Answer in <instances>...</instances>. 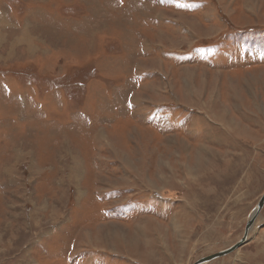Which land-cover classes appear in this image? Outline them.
Segmentation results:
<instances>
[{
	"label": "rangeland",
	"instance_id": "374dc122",
	"mask_svg": "<svg viewBox=\"0 0 264 264\" xmlns=\"http://www.w3.org/2000/svg\"><path fill=\"white\" fill-rule=\"evenodd\" d=\"M263 195L264 0H0V264H195Z\"/></svg>",
	"mask_w": 264,
	"mask_h": 264
},
{
	"label": "water",
	"instance_id": "95a60500",
	"mask_svg": "<svg viewBox=\"0 0 264 264\" xmlns=\"http://www.w3.org/2000/svg\"><path fill=\"white\" fill-rule=\"evenodd\" d=\"M263 209H264V195L260 199L252 217L250 218V220L248 221V223L246 225L245 234H244L243 238L238 243L233 245L232 247H230L224 251H221L217 254H214L212 256H208L206 258H203V259L199 260L198 262H196L195 264H210V263H212L218 259L227 257V256L235 253L238 249H240L241 247L246 245L248 243V238H249L250 232H251L257 218L259 217V215L261 214Z\"/></svg>",
	"mask_w": 264,
	"mask_h": 264
},
{
	"label": "crops",
	"instance_id": "0c3cea01",
	"mask_svg": "<svg viewBox=\"0 0 264 264\" xmlns=\"http://www.w3.org/2000/svg\"><path fill=\"white\" fill-rule=\"evenodd\" d=\"M263 211H264V209H263ZM263 211H262V212H263ZM216 261H217V260H216ZM212 263H213V262H212Z\"/></svg>",
	"mask_w": 264,
	"mask_h": 264
},
{
	"label": "bare ground",
	"instance_id": "6f19581e",
	"mask_svg": "<svg viewBox=\"0 0 264 264\" xmlns=\"http://www.w3.org/2000/svg\"><path fill=\"white\" fill-rule=\"evenodd\" d=\"M115 225V224H114ZM119 234V233H118ZM125 238V237H124ZM136 239V238H135Z\"/></svg>",
	"mask_w": 264,
	"mask_h": 264
}]
</instances>
